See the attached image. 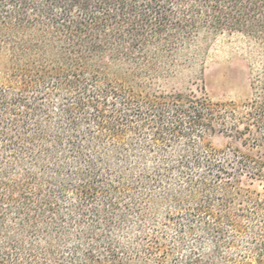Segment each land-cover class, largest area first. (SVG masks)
<instances>
[{"label":"trees","instance_id":"trees-1","mask_svg":"<svg viewBox=\"0 0 264 264\" xmlns=\"http://www.w3.org/2000/svg\"><path fill=\"white\" fill-rule=\"evenodd\" d=\"M219 38L250 98L155 86ZM215 133L264 145V0H0V264H264V154Z\"/></svg>","mask_w":264,"mask_h":264},{"label":"rangeland","instance_id":"rangeland-1","mask_svg":"<svg viewBox=\"0 0 264 264\" xmlns=\"http://www.w3.org/2000/svg\"><path fill=\"white\" fill-rule=\"evenodd\" d=\"M243 48L242 42L236 39H231L229 43L224 38L209 41L206 45L199 43L196 55L191 51L190 58L180 59V65L169 75L156 79L155 86L164 91L204 92L213 102H244L251 97V87ZM208 138L218 148L232 146L247 155L264 154V145L244 147L239 140L222 133H215ZM251 182L250 187L254 189L262 190L264 187V182L251 181L245 175H238L236 180L241 185H249Z\"/></svg>","mask_w":264,"mask_h":264}]
</instances>
